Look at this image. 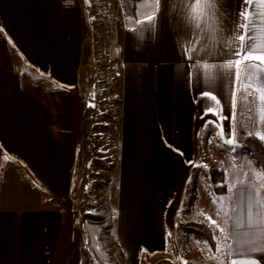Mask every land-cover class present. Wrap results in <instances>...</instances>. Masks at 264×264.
Segmentation results:
<instances>
[{"label": "crops", "instance_id": "obj_1", "mask_svg": "<svg viewBox=\"0 0 264 264\" xmlns=\"http://www.w3.org/2000/svg\"><path fill=\"white\" fill-rule=\"evenodd\" d=\"M110 1L106 6L108 12L116 10L118 27L109 16L108 44H98L97 54L115 80L110 106L118 126L117 155L123 160L116 209L131 187L136 161L145 155L144 182L152 206L147 246L150 253L172 254L178 237L188 235L176 224L192 221L182 218L195 205V193L187 199L189 183L204 170L207 197L217 203L210 207L215 235L223 241V263L264 264L259 251L231 255L234 244L248 251V241L264 238V232L249 233L245 227L244 189H255L260 199L264 175L241 147L249 134L264 142V63L253 62L245 81L235 63L243 56L230 52L246 34L235 31L246 5L219 0L213 6L218 15L194 5V22L188 0H161L154 14L127 26L120 0ZM79 5V0H0V264H80L82 259L84 215L95 209L86 211V163L90 136L98 130L86 114L97 117L93 86L103 80L104 70L96 71L97 58L84 33L86 9ZM253 8L264 12L259 4ZM152 16L151 24L140 23ZM262 20L257 16L247 32L255 50L250 55L264 54ZM109 47L115 55L103 62ZM211 167L223 172V193L211 192ZM241 170L246 173L238 176ZM88 200L93 208L92 195ZM116 209L114 235L121 243Z\"/></svg>", "mask_w": 264, "mask_h": 264}, {"label": "rangeland", "instance_id": "obj_2", "mask_svg": "<svg viewBox=\"0 0 264 264\" xmlns=\"http://www.w3.org/2000/svg\"><path fill=\"white\" fill-rule=\"evenodd\" d=\"M79 1L80 8L82 10L86 9L83 13V15L85 14L84 18L86 22V27L84 28L86 44L91 47V51L95 52L97 58V61L95 62L98 63V69H96V71L99 72L100 69H103L106 66L101 65L100 63L102 62H99V56L97 54L99 51L98 44L100 47H105L106 45V33L109 28L105 27H108L110 17H112L110 20L112 21L111 23L115 27H118L116 10L113 8V10L110 11L111 13L108 12L106 4L110 0ZM109 3L112 5V1ZM100 21H102L101 24ZM99 34H103V40ZM112 53L114 52L111 47L106 49V51H103L102 55H107V57L103 59V62H108L109 55H115ZM115 58H117V55ZM103 70L104 74L101 76L103 80L93 86L97 100L96 104H98L95 108L97 117L93 115L94 113L92 116H89L88 112L86 114V121L92 119L96 123V129H98L92 131L90 136L91 158L89 159V162L86 163L89 171L86 191L88 199L89 194H98L99 196L105 194L109 205L112 206L111 208L114 211V209H116V201L114 197L116 195L117 178H120L119 171L121 172L123 160L120 157L118 158L117 155L118 143L116 140L118 126L115 121L116 113H113L112 106H110V102L113 103L111 99V91L115 88V80L106 74V71L109 69ZM114 105L117 106L119 104ZM100 115H102V120H100ZM109 141H113L114 144H110L111 142ZM147 159L148 158H145L144 155V158L136 161V168L133 170L134 174L129 175L131 187H129L126 193H122L123 199H121V205L118 210L116 209V216H118L121 221V232H119L121 234L119 235L121 243H117V246L113 247L115 251L113 260L109 263L103 262L94 255L90 248H87L86 251L89 256V264L90 260L91 264H185V262H190V264H224L223 241L218 233L215 235L214 230H217V228L214 226L213 213H211L212 207H210V204L216 206L217 203L209 201V198L207 197V185H205L206 182H203V179L205 178V175L203 174L204 170H201L200 173L196 175L194 173L191 178L192 180L190 179L187 199L195 193V205L193 206L192 212L190 211L189 214L184 213L182 218L191 219L193 221L203 219L207 221V223H210L212 225L211 227L216 242L215 249L212 250L203 241L197 240L190 235H186L184 237H178V246L176 248L175 244L172 254H160L158 252L150 253L147 246V237L150 229V212L152 206L150 205L149 185L144 182L146 175H148L147 170L145 171L148 163ZM120 163H122V166L119 167ZM240 172L241 173H239L238 176L244 175L246 170H241ZM134 178L135 182L133 180ZM193 178H196L195 183L198 184L195 185V189H197L194 191L191 190L192 185H194ZM78 181L79 176L76 174L74 182ZM122 191L125 192V188H123ZM88 199L86 200V211H92L94 207H90V201ZM116 218L117 217L114 218V216L112 218V220H115H113L112 224L113 233L116 230V226L114 225H118ZM116 249H120L122 255L116 254Z\"/></svg>", "mask_w": 264, "mask_h": 264}, {"label": "trees", "instance_id": "obj_3", "mask_svg": "<svg viewBox=\"0 0 264 264\" xmlns=\"http://www.w3.org/2000/svg\"><path fill=\"white\" fill-rule=\"evenodd\" d=\"M120 2L127 26H132L139 19L156 12V0H120ZM241 147L264 175V142L255 135L249 134L244 137ZM223 178L222 171L216 167L210 168L209 179L213 194L225 191ZM92 199L95 210L84 215L83 227L87 241L81 243L82 259L80 264H89L87 248H90L99 260L109 263L114 257L113 247L117 246L118 243L112 230V218L115 211L109 205L105 194H102V196L92 194ZM176 228L195 239L203 241L210 249H215L216 242L213 230L206 222L180 221L176 224ZM116 254L122 255L120 249H116Z\"/></svg>", "mask_w": 264, "mask_h": 264}, {"label": "snow or ice", "instance_id": "obj_4", "mask_svg": "<svg viewBox=\"0 0 264 264\" xmlns=\"http://www.w3.org/2000/svg\"><path fill=\"white\" fill-rule=\"evenodd\" d=\"M244 4L246 5V11L242 13H238L240 16L239 21V27L235 29L237 34L240 33L241 29L245 30V35H239V47L231 46L230 52L233 56H243V59H237L235 61L236 65L240 67L243 70V76L241 79L245 81L250 80L249 73L251 72V66L252 63L256 60L261 61V63H264V54L260 56H254L250 55L249 53L251 51H255L251 49L250 47V37L247 36L248 31H252L253 25L257 22V16L264 18V12L257 13L255 9L253 8V5L259 4L260 6L264 7V0H243ZM157 6L161 3V0H156ZM188 4L190 6V9L192 11V19L195 22L197 19L196 14V8L193 7L194 5H204V11H208L211 9V12L213 14H217V8L213 6L219 5V0H188ZM158 10V9H157ZM156 17L152 16L149 17L146 21H141V24L148 23L151 24L153 20H155ZM264 22V20H262ZM234 43L236 42V37H233ZM262 53H264V49H260ZM229 70L232 68V64L229 63L226 65ZM254 91H258V89H254ZM215 99V97H213ZM262 99H264V96H262ZM261 139H264V136L260 137ZM228 144H232L233 141L231 139H228L226 141ZM262 194H264V189L260 190ZM245 196L248 202V220L245 225V227L248 229L249 233H251L254 230H260L264 232V222L260 220V217L264 216V195H261L260 199H257L256 197V190L247 188L244 189ZM215 223V221H213ZM222 231V230H221ZM256 245H260L261 247H256ZM247 246L249 247L248 251H240L236 249L235 244L233 245V251L231 255L233 257H248L254 255L257 251L264 253V238H261L260 240H250L247 242ZM185 264H190V262H185ZM232 264H237L236 260L234 259L232 261ZM241 264H248L247 261H241Z\"/></svg>", "mask_w": 264, "mask_h": 264}]
</instances>
